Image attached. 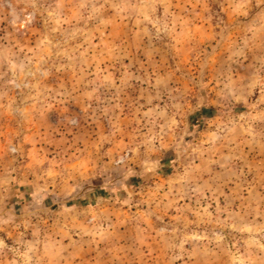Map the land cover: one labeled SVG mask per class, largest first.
<instances>
[{"label":"rangeland","instance_id":"1","mask_svg":"<svg viewBox=\"0 0 264 264\" xmlns=\"http://www.w3.org/2000/svg\"><path fill=\"white\" fill-rule=\"evenodd\" d=\"M0 264H264V0H0Z\"/></svg>","mask_w":264,"mask_h":264}]
</instances>
